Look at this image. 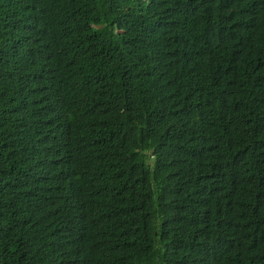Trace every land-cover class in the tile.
Returning <instances> with one entry per match:
<instances>
[{"label": "trees", "instance_id": "16d2710c", "mask_svg": "<svg viewBox=\"0 0 264 264\" xmlns=\"http://www.w3.org/2000/svg\"><path fill=\"white\" fill-rule=\"evenodd\" d=\"M0 264H264V0H0Z\"/></svg>", "mask_w": 264, "mask_h": 264}]
</instances>
